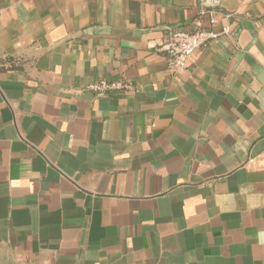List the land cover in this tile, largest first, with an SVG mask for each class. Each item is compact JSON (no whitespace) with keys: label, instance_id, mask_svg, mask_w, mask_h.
Returning a JSON list of instances; mask_svg holds the SVG:
<instances>
[{"label":"crops","instance_id":"1","mask_svg":"<svg viewBox=\"0 0 264 264\" xmlns=\"http://www.w3.org/2000/svg\"><path fill=\"white\" fill-rule=\"evenodd\" d=\"M0 264H264V0H0Z\"/></svg>","mask_w":264,"mask_h":264},{"label":"built area","instance_id":"2","mask_svg":"<svg viewBox=\"0 0 264 264\" xmlns=\"http://www.w3.org/2000/svg\"><path fill=\"white\" fill-rule=\"evenodd\" d=\"M210 22L215 23L213 15L210 17ZM194 24L196 28L192 30L176 27L168 29L158 46V50L167 56L168 68L173 72L186 68L197 49L230 33L229 25L214 30L203 28L200 19H196ZM134 90L133 85L126 81H108L102 78L86 83L76 90V93L87 92L94 95H104L112 91L132 93Z\"/></svg>","mask_w":264,"mask_h":264},{"label":"water","instance_id":"3","mask_svg":"<svg viewBox=\"0 0 264 264\" xmlns=\"http://www.w3.org/2000/svg\"><path fill=\"white\" fill-rule=\"evenodd\" d=\"M229 99L233 102V104L238 108V110L242 111L246 107V104L248 103V100L245 98L242 101H236L229 97Z\"/></svg>","mask_w":264,"mask_h":264}]
</instances>
